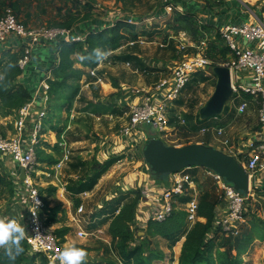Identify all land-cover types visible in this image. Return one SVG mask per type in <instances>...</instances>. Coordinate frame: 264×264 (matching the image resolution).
<instances>
[{"label":"built area","instance_id":"obj_1","mask_svg":"<svg viewBox=\"0 0 264 264\" xmlns=\"http://www.w3.org/2000/svg\"><path fill=\"white\" fill-rule=\"evenodd\" d=\"M167 9L172 10V8ZM261 11L259 16L254 15L249 21L227 24L220 29L221 37L233 56V59L223 66L229 67L232 71L234 95L238 98L245 94L252 98L258 106V121L261 127L258 138L252 140L245 148L244 158L240 162L250 178L247 198L226 185L218 175L206 170L220 192L212 232L220 229L226 236L237 235L245 225L249 214L248 202L256 198L255 189L264 187V11ZM130 23L135 24L136 22L131 21ZM11 39H16L21 43L23 56L18 64L23 71L29 66L33 50L37 45L62 40L67 42L83 40L82 37L74 36L71 30L64 28L30 27L19 19L12 7L8 6L0 17V46L6 45ZM182 39L181 48H184L185 39ZM135 44L130 43V46ZM203 46L206 48V43H203ZM199 49L200 51L196 54L186 56L183 60L176 62L170 74L152 87L125 89L127 95L121 102L125 123L119 135L116 136L117 143L109 151V158L113 155L119 158L125 154L127 149L143 146L146 141L145 132L142 131L144 124H152L160 139L169 138L172 132L171 113L177 107L176 103L197 74L207 73L209 75L208 68L213 66L206 52ZM106 61H108L107 56L100 65ZM128 65L130 66V63ZM97 70L98 68L90 70L89 74L83 78L81 81L83 87L88 86L85 80L88 76L94 78L97 83L103 84L104 80ZM241 73L249 74L251 82L246 83L240 80ZM235 74L238 79L237 84L234 81ZM48 90L47 80H43L36 89L33 100L16 112L15 135L12 138H4L0 135V162L11 158L18 166V170L10 175L14 184V195L3 219H15L18 223L25 225V239L29 246V255L42 254L50 264H61L60 254L67 247V243H62L55 229L46 225L48 207L36 182L46 177L52 179L51 186L59 187L56 181L61 180L62 171L73 155L67 134L72 129L79 113L75 107L71 110L68 115L67 128L55 142V145L60 147V159L51 167L50 172L38 170L36 168L37 149L44 141L46 121L49 119L51 98ZM248 109L249 103L245 101L237 108V112L243 115ZM110 117L113 118V115ZM179 119L182 125L186 124L183 117ZM98 120L100 121L101 118ZM209 131V128H202L199 135L204 136ZM214 131L219 137L225 135V130L222 128L214 129ZM223 143L225 146H230L231 140L225 139ZM121 161L119 159L117 162L121 163ZM23 169L25 179L21 180ZM192 169H184L170 175L168 184L150 183L148 188L142 189L143 199L137 206L132 224L135 234L138 230H145L150 221L167 220L179 206L186 214L188 229L201 220L199 206L203 191L200 182L197 181V176L190 173ZM65 190L64 188L63 192ZM88 195V192H85L82 196L87 197ZM183 198H187V201L181 204L179 200ZM49 199H47L48 202ZM95 211L86 212L85 204L81 203L76 207V213L69 218L70 225L77 228V236L82 240L95 238L109 243L111 237L104 227L88 231L83 225L82 216L88 213L90 217Z\"/></svg>","mask_w":264,"mask_h":264},{"label":"rangeland","instance_id":"obj_2","mask_svg":"<svg viewBox=\"0 0 264 264\" xmlns=\"http://www.w3.org/2000/svg\"><path fill=\"white\" fill-rule=\"evenodd\" d=\"M179 1L180 4L178 0H23L19 3L21 4V8L26 5H31V7L33 5H38L45 15L41 16L39 21L38 18H36L35 24L34 18H31L30 25L26 19V9H21L20 13L17 14L22 22L33 28H55L54 25L58 22L65 21L68 15L70 16V14H72L75 17L78 16L79 20H81L87 12L90 14L91 18L89 22L93 24V27H98L96 22H99V25L102 24L105 28L107 23L115 22L121 18L128 19L130 22L138 21L135 24L129 22L136 26L133 33L138 34V42L134 46L123 47L118 53L120 57L117 56L116 59L118 62L120 61V63H130V69L135 70L131 60L125 61L120 60V58L130 55L137 57L135 54H140L142 58L137 57V60L141 62L138 73L146 79L147 87H150L170 74L172 67L167 64L168 62L181 61L186 56H192L199 52V48L206 52V56L212 61L213 66H223L233 59L231 52L227 49L221 37L220 30L215 25L217 24L215 18L198 12L194 16V25L189 26V22L185 19H179V13L177 14L175 12L176 10L180 11L184 9L181 1L195 2L202 5L204 9L207 7H214L221 10L223 6L229 7L230 1L235 0ZM240 1L245 4H251L255 8L261 7V10H264V0H251L253 1L251 3L247 0ZM167 8H172V10L169 11ZM261 12L262 11H260L259 15ZM211 21L214 23L212 24L213 26L205 28L204 23L207 22L211 24ZM188 26L189 28L187 29L189 30L184 29V27ZM182 38L185 39L184 48H181V43L183 42ZM203 43H206V48L203 46ZM18 50H21V48ZM49 50L50 48L42 49L36 47L34 51L36 59L33 58L34 60L32 63L29 64L28 72H31L35 62L44 58L47 53L50 52ZM223 51L226 54L223 55ZM145 69L148 70L144 72ZM216 81V77L210 74L199 73L196 78L190 82V85L185 89L180 98L181 101L179 100L182 102V105L178 104L171 113L172 132L169 138L164 139L165 142L174 146H183L189 142L200 141L210 145H216L228 152L227 146L214 140L213 135L215 134L211 124V120L214 117L203 121L201 120L200 122L197 119L200 107L204 105L214 93ZM234 81L235 84L238 83L236 74ZM234 99H237L236 95H234L229 102L231 106L237 108L239 106V100ZM236 111L237 110H235L231 117L234 118L236 113L238 114ZM237 116H240L241 119H238L236 123L242 125L244 114H238ZM10 117L11 116H7L5 113H0V135L4 138H12L15 135L14 120L16 113L11 118ZM179 117H183L186 120V124L182 125ZM240 120L242 121L240 122ZM118 124L119 125L112 131V133H116V136L119 135L121 129L120 124L123 125L124 121ZM47 125L49 127H47ZM203 127L209 128L210 130L204 136L199 135ZM45 128L47 131H45L46 135L43 137V140H50L46 136L51 135L49 131H52V128H60L59 122L56 121V118L49 117L46 121ZM89 128L86 129V126H83L82 129L76 127V130H78L80 134L78 135L79 137L72 135L71 138L69 137L68 139V141H72L75 138H81V140L87 143L72 147V159L69 164L65 166L60 176L61 180L56 181L60 187L67 184L68 194H66L65 199L56 194L54 199L49 201L47 206L48 211H46L47 217L50 215L49 210L54 207H60L61 211L67 215L68 209H65L67 208V200L74 202L81 197L80 200L84 202L86 212H91L93 209L95 210V208H98L99 204L103 203L107 198H110L115 193L120 194L125 192L128 187L130 188L129 190H142L146 185L155 183L150 178L144 162L142 155L143 146L127 149L125 154L119 157V159L122 160L121 163H118L116 155H113L111 158H106L101 155L104 149L100 144L102 142L101 138L96 135V133H93L94 130L89 131ZM142 131H144L143 127ZM101 135L105 136L102 132ZM94 137L97 138V145L93 149V147L89 145L95 141ZM49 142L47 143L49 146H40L38 150H43L45 148V152L53 156L55 162L61 157L60 147H55V141L51 143L52 141L50 140ZM109 159L110 161L107 162ZM11 162L13 163L12 159L8 158L6 165ZM51 166L41 163L40 157L37 155L36 168L38 170H48L50 172ZM194 170H196V175L200 178L199 182L203 193L206 191L214 192L219 200L220 192L208 171L202 168ZM1 171L3 170L1 169ZM51 180L50 178L42 177L36 182L37 188L40 193H42L44 199L48 198L50 194L48 188L51 186L49 184L45 185V183ZM93 180L96 181V185L91 191L92 193H90V196H79L80 193L78 192L81 186ZM169 181L170 176L166 184H168ZM263 194L264 192L260 193L255 199L248 202L249 214L247 215L244 225L245 228H249L253 214H255L257 218L263 219ZM12 198L0 196V219H3L6 212H8V205ZM89 218L88 213L81 218L85 229L88 226ZM64 221L63 223L50 226L54 228L55 231L62 226L71 228L68 235L67 247L75 245L77 247L83 246L92 249L86 256L84 264L94 262L106 263L109 260H113L117 264H125L121 240L113 241L110 239L108 241L109 243L95 238L82 240L77 236L76 227L71 226L68 219ZM188 231L189 229L186 231L182 230L179 234L174 236V238H150L147 237V234L139 237L138 234H141L140 232H145V230H138L135 234L134 243H131L132 245L130 244V246L134 247L135 244L138 246L141 245L142 251L131 261V264H179L182 246L186 240L185 236ZM225 237L226 236L223 235L219 236L217 239L218 243L223 242ZM244 261L245 264H264V241H256L249 253L244 256Z\"/></svg>","mask_w":264,"mask_h":264},{"label":"trees","instance_id":"obj_3","mask_svg":"<svg viewBox=\"0 0 264 264\" xmlns=\"http://www.w3.org/2000/svg\"><path fill=\"white\" fill-rule=\"evenodd\" d=\"M20 1L22 0H0V17L8 6L12 7L15 12L20 13ZM178 2L180 4L179 0ZM181 3L184 9L180 11L176 10L175 13H179V19L187 20L189 26L194 25V16L198 12L212 18L218 17L219 22L215 25L219 30L221 29V21L228 18L226 16L229 10L226 6H223L219 10V8L214 7L204 9L202 5L190 1H181ZM174 9L177 8L175 7ZM67 17L65 21L56 23L54 25L55 28L71 30L74 36L82 37L83 40L78 42H67L65 40L54 42V45L50 46V52L47 53V56L54 60L48 69L52 78L46 79L49 85L48 93L51 98L49 117L56 118V121L59 122L60 128H52V131L56 133L58 138L61 137L66 129L67 117L64 118L63 116L69 115L74 108L75 102L80 95L83 78L89 74L90 70L98 68L105 56L113 54L125 46H130V43L138 42V34L133 33L136 26L130 24L128 19L121 18L115 22L107 23V26L104 28L102 24L99 25V22H96L98 27H93V24L89 22L91 18L89 12L81 20H79L78 16L75 17L72 14ZM210 23L205 22L204 27L213 26L212 24L214 23L212 21ZM189 26L184 27V29L189 30L187 29ZM222 53L223 55L226 54L224 51ZM22 56V49L17 51L6 49L0 54V108L7 116H13L20 108L31 102L35 95V87L31 85L32 82L23 80L24 74L28 72V67L24 71L20 69L18 62ZM120 60H131L137 70L141 67V62L134 55L120 58ZM146 70L148 69H145L144 72ZM113 86L119 87L116 82H113ZM243 96L250 97L245 94ZM180 101L176 105H182ZM229 110L230 108L227 105L224 113L219 117L224 116ZM197 119L199 122L201 121L199 114L197 115ZM47 127L49 126L47 125ZM188 144L190 142L185 145ZM40 146H49V144L41 142ZM55 147H58V145H55ZM45 151V148L43 150L37 149V155H39L41 163L53 166L57 161L54 162L53 156ZM118 160L119 158L117 157ZM109 161L110 159L107 160V162ZM194 169L199 168H193L190 171L191 174L196 175L197 173ZM199 180L200 178L197 176V181L199 182ZM95 185V180L84 184L78 193L81 195L85 192H91ZM49 187L48 192L50 194L48 198H51L56 194L57 189L54 186ZM255 192L256 196H259L260 193L264 192V187L255 189ZM13 195V181L10 175L0 167V196L11 199ZM47 199H45V202L48 206L49 202ZM142 199V190H126L116 198L107 201L101 209L95 211L90 216L88 226L86 227V230L93 231L108 226L107 232L111 239L113 241L121 240L123 244L122 251L125 264H131V261L142 251L141 245L135 244L134 247L130 246L135 240L132 224L135 219L137 206ZM179 201L181 204L185 203L187 198L180 199ZM81 203L82 201L78 198L77 201H74V206L78 207ZM218 204L219 200L214 192L206 191L203 193L199 206V217L201 220L197 221L186 233V240L182 246L179 264H245L244 256L249 253L254 243L256 241H264V220L257 218L255 214L252 215L249 228L243 226L235 236H226L220 229L212 232L215 209ZM49 212L50 215L46 220V225L48 226L63 223L65 222L64 220H67V215L61 211L60 207H54ZM187 229L186 214L182 207L179 206L167 220L163 222L150 221L145 232L147 237L150 238H174L182 230L186 231ZM70 231L71 228L62 226L55 233L62 243H66V237ZM222 235L226 236L225 240L218 243L217 239ZM22 244L24 252L16 259L14 264H50L48 259L42 254L29 255V246L25 238ZM80 247L85 248L83 246ZM85 249L87 255L92 251L91 248ZM0 264H12L4 256L3 250H0ZM86 264L117 263L109 260L106 263L94 262Z\"/></svg>","mask_w":264,"mask_h":264},{"label":"crops","instance_id":"obj_4","mask_svg":"<svg viewBox=\"0 0 264 264\" xmlns=\"http://www.w3.org/2000/svg\"><path fill=\"white\" fill-rule=\"evenodd\" d=\"M247 1H249L250 3L253 2L251 0H247ZM227 8L229 10V13L226 17L228 18H225L223 19V21H221L222 22L220 25L221 28L227 24H234V23L239 24L249 21L251 17H253L254 15L259 16V13L261 11V7L255 8L251 4H245L240 0L230 1V6L229 7L227 6ZM21 9L22 10L26 9V17H27L26 19L28 21V24L30 25H31V18H34V24H35L36 18H38L39 21L40 17L45 15L42 12L41 7L39 8L38 5L37 6L33 5L32 7L31 5L28 6L26 5L25 7L23 6ZM215 20H217V23L219 22L218 17H216ZM52 45H54V43H44L41 45H37L36 47L45 49V48H50V46ZM20 46H21L20 41H17L16 39H11L10 42L7 43L6 45L0 46V54L3 50L6 49H12L14 51H17L20 48ZM36 47L33 50L30 63H32V61L36 59V56L34 55V51L36 50ZM120 50L114 52L113 54L107 55L108 61H106L105 63H103L98 67L97 71L100 77H102L104 80L103 84L97 83L94 78L88 76L85 79L88 82V86L83 87L81 85L80 96L77 98L74 106L75 109L78 111L79 116L73 123L72 129L68 132L69 134H67V139H69V137L71 138L72 135H74L75 137H79L78 135L80 134L79 131L76 130V127H80V129H82L83 126H86V129L90 127L89 131L94 130L93 133H96V135L100 136L102 141L100 144L101 147L104 148L101 155L106 158L110 157L109 151L117 143L116 133L114 134L112 133V131L119 125L118 123H122V121H124L123 120L124 109L122 108L121 102H123L124 98L127 95V93H125V89L152 87V86L147 87L146 79H144L136 71L137 69L132 70L130 69L131 65L130 66L128 65L129 63L127 64H124L122 62L120 63V61L118 62V60L114 58L117 56L120 57L118 54ZM135 55H137V57L142 58L140 54L139 55L135 54ZM53 61H54L53 59L48 58L47 56H45L42 59H39L33 65L31 72L29 71L24 74L23 80H28L29 82H32L31 85L35 87V91H36V89L39 87V85L43 80H46L47 77L49 76L52 78L51 74L48 72V69L50 68V65L52 64ZM176 62L178 61L168 62L167 64L170 67H172ZM240 78H241L240 80L246 83L251 82L249 74L241 73ZM113 82H116L119 85V87H114ZM234 100H239L238 101L239 106L243 104V102L245 101L249 103V109L247 110L246 115L244 114L243 116L244 118H242L243 119L242 125H240V123H236L238 119H241L240 116H237L238 115L237 113L234 118L231 117L233 116V113L235 112V110H237L239 106L237 108L233 107L231 106L230 102L228 103V106L230 107L228 113H226L224 116L219 118L214 117L211 120V124L213 126L212 130L215 134L213 135L214 140H216L219 143H222L223 145H224L223 141L225 139L231 140V145L227 146L228 152L219 148L216 145H210L205 142L198 141V142H190V143H202L213 146L229 155L236 157L237 160L241 162V160L244 158L243 155L246 152L245 148L249 145V143L252 140L258 138L261 127L258 121V106L255 102H253L252 98L242 96ZM0 113L1 114L4 113V111L1 108H0ZM111 115H113V118L110 117ZM63 117L64 118L67 117V123H66V128H67L68 115H64ZM98 118H101V120L99 121ZM241 121L242 120H240V122ZM123 125L120 124V127H122ZM217 128L218 129L222 128L225 130V135L223 137H219L217 133L214 131V129ZM49 132L51 133V135L46 137L52 141L51 143H53L54 141L56 142L59 139L56 133H54L53 131H49ZM101 132L102 134L104 133L105 136H102ZM50 140L46 139L44 141L48 143ZM94 140L95 141L89 145L90 147H93V149L97 145L96 142L97 138L94 137ZM68 143L71 147H75L77 145H82L87 142L81 140V138H75L72 141H68ZM6 161L7 160L0 162V167L3 168L6 172H8L9 175H11L14 171L18 170L17 164L11 162L10 164L6 165ZM50 182L49 181L46 182L45 185L48 184L50 185ZM149 186L150 184L146 185L143 189L148 188ZM58 188H56L57 189L56 194H58L60 197L65 199L66 194H68L67 184H65L62 187L59 186ZM64 188L66 190L63 192ZM129 189L130 188L128 187L127 190ZM90 193L92 192H88L89 194L88 197L90 196ZM82 195L83 194H81L80 196ZM118 195L119 194L117 193L113 194L110 198H107L103 203H100L99 207L95 208V210L98 211L103 207V205L107 201L116 198ZM54 196H52L49 199V201L51 199H54ZM66 205L67 208L65 209H68L67 219L69 221V218L76 213V207L74 206V202H71L70 200H67ZM104 228L105 230H108V226H104ZM67 242H68V236L66 237V243Z\"/></svg>","mask_w":264,"mask_h":264},{"label":"water","instance_id":"obj_5","mask_svg":"<svg viewBox=\"0 0 264 264\" xmlns=\"http://www.w3.org/2000/svg\"><path fill=\"white\" fill-rule=\"evenodd\" d=\"M208 72L217 81L214 93L199 109L202 121L221 116L234 96L232 71L229 67L211 66ZM143 129L146 141L142 147V155L148 174L155 183L165 184L170 175L184 169L202 168L218 175L226 185L243 197L249 196V174L234 156L202 143L173 146L158 137L152 124H144ZM20 177L21 180L25 179L24 169ZM140 233L139 237L146 234Z\"/></svg>","mask_w":264,"mask_h":264},{"label":"clouds","instance_id":"obj_6","mask_svg":"<svg viewBox=\"0 0 264 264\" xmlns=\"http://www.w3.org/2000/svg\"><path fill=\"white\" fill-rule=\"evenodd\" d=\"M26 235V227L15 219H0V250L14 264L24 252L22 241ZM87 252L85 248L75 245L66 247L60 254L61 264H84Z\"/></svg>","mask_w":264,"mask_h":264}]
</instances>
